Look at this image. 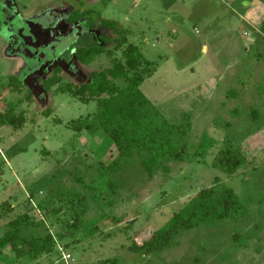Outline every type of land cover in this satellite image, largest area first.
Instances as JSON below:
<instances>
[{
    "label": "rangeland",
    "instance_id": "obj_1",
    "mask_svg": "<svg viewBox=\"0 0 264 264\" xmlns=\"http://www.w3.org/2000/svg\"><path fill=\"white\" fill-rule=\"evenodd\" d=\"M65 1L0 0V11L12 4L39 46L57 51L64 60L62 83L76 86L89 84L93 73L109 68L112 57L105 53L84 66L71 48L89 42V35L92 45H103L106 52L122 58L126 47L119 49L122 37L101 25L102 19L117 22L129 33V44L156 67L141 86L145 96L173 124L189 116L191 147L203 136L210 137L213 145L200 160L170 163L168 176L159 172L149 178L137 163L128 166L119 175L121 189L114 208L99 217L96 203L85 193L90 208L85 228L60 240L58 234L67 232L69 214L52 216L40 211L39 204L67 189L82 190L76 177L91 182L101 163L108 164L116 151L108 150L102 131L77 134L71 128L72 121L95 114L97 104L57 93L58 86L46 91L43 81L53 77V71L33 85L25 82L20 98L12 93L9 77L24 79L27 61L11 50L5 35L12 31L2 27L0 113L10 102L23 99L17 110L25 112L26 122L20 130L0 127V213L5 204L13 207L1 216L0 230L34 210L32 215L43 225L33 233H50L56 249L34 258L16 257L7 247L0 264H98L112 258L123 264H264V0H89L95 18L87 34L85 23L78 32L67 22L65 11L70 9L64 7ZM53 13L64 15L60 23L55 24ZM225 140L240 145L246 157L234 176L213 167ZM216 177L244 203V217L183 231L163 251L144 254L130 249L149 240ZM74 241L79 242L65 248ZM66 255L71 259L66 261Z\"/></svg>",
    "mask_w": 264,
    "mask_h": 264
},
{
    "label": "trees",
    "instance_id": "obj_2",
    "mask_svg": "<svg viewBox=\"0 0 264 264\" xmlns=\"http://www.w3.org/2000/svg\"><path fill=\"white\" fill-rule=\"evenodd\" d=\"M103 26L115 30L122 37L119 45V49H122L127 42L126 30H118L117 22L113 21H104ZM261 29L264 32V21ZM122 50V58H117L112 52H106L101 45L76 50L77 59L83 65H90L105 53L112 57V65L93 73L89 84L76 86L62 83L59 72L44 82L47 91L58 86L57 93L70 94L83 103L95 102V114L72 121L70 126L77 134L94 135L102 131L105 141L109 144L108 150L114 148L116 151L115 157L108 164L101 163L97 176L93 177L91 182H85L83 176L76 177L82 190L67 189L49 201L39 204L40 211H47L52 216H58L62 211L69 214L65 227L67 232L58 234L60 240L67 234L74 236L85 228V219L90 211L85 193L90 194V198L96 203L98 211L101 212L99 217L105 216L107 210L114 208L121 189L118 178L128 166L137 163L149 178L159 172L168 176L171 173L170 163L200 160L213 145L210 137L203 136L197 146L191 147L187 141L192 133L189 116L186 115L181 124L171 123L141 90L145 80L156 72L155 65L145 58L134 44H127ZM8 86L12 93L20 98L23 91L21 81L10 77ZM30 99L31 97L27 96V101ZM22 103L23 99H16L8 104L5 112L0 113V127L9 125L14 130L23 128L26 115L24 111L18 113L17 110ZM252 115L254 120L258 119V112L255 111ZM245 162L246 157L241 146L225 140L213 167L234 176ZM5 205L0 218L4 212L13 208ZM32 212L22 213L0 230V255L7 247L14 250L16 257L27 254L38 258L55 251L56 243L50 233L44 236L33 233L32 230L41 227L43 222L38 220L36 215H32ZM243 214H246L244 203L220 177H216L212 186L200 190L164 227L154 232L149 240L141 245L134 244L130 249L135 253L144 254L163 251L170 247L183 231L211 221L235 218L239 220L244 217ZM30 230L32 233L26 234ZM236 235L234 238L238 239V234ZM78 242L66 244L65 248ZM98 264L123 263L118 258H112Z\"/></svg>",
    "mask_w": 264,
    "mask_h": 264
},
{
    "label": "flooded vegetation",
    "instance_id": "obj_3",
    "mask_svg": "<svg viewBox=\"0 0 264 264\" xmlns=\"http://www.w3.org/2000/svg\"><path fill=\"white\" fill-rule=\"evenodd\" d=\"M68 2L69 0L64 2V5H65L64 7L66 8L69 7L68 9H70L69 10L70 12L65 11L67 15V22L73 25L74 28H76L78 32L81 30L80 27H82V25L85 23L84 26L86 27V30H83V31H85V33L87 34V32L91 30L90 28L94 22L93 19L95 18L94 10L88 7V4H90L91 2L89 0H74L72 5L71 3H68ZM76 2H78V6ZM53 14L55 15V17H57L55 24L60 23L64 15L62 13H53ZM104 21H107V20L102 19L101 21L102 28H107L103 26ZM0 22H1L0 29L2 27H5L12 31V35H8V36L5 35V41L7 42V44H9L11 50L15 54H19L20 56H22L27 61V64H26L27 73L25 74V78L21 79V78L15 77L21 81L22 85H24L25 82L26 83L28 82V84L29 82H31L33 85V83L36 82V80L44 79L45 76L51 73L52 71L55 74L56 72L60 73L61 71L60 67L62 66V63H64L63 62L64 60L60 58V54L57 51H51V52L50 50L45 51L43 47L41 48L39 46V42L34 37L31 31V27L27 25L26 21L20 19V12L12 4L6 5L4 10L0 11ZM118 30H122V29L118 28ZM112 31L115 32V30H112ZM88 37L89 39L92 40V37H90L89 35ZM126 37L129 38L128 32H127ZM82 38H85L88 41L87 37H82ZM91 40L81 45V47L86 48V47L92 46ZM104 40L105 38L103 39V41ZM106 43H109L108 40H106ZM127 44H129L128 41L126 42V45ZM96 45H99V44H96ZM72 49L77 50L78 47L71 48L70 52L72 51ZM75 56H76V52H75ZM70 59L71 57L69 53V58H67V62L70 61ZM59 73L58 75H60ZM53 77L44 79L43 86H44V82L50 80Z\"/></svg>",
    "mask_w": 264,
    "mask_h": 264
},
{
    "label": "built area",
    "instance_id": "obj_4",
    "mask_svg": "<svg viewBox=\"0 0 264 264\" xmlns=\"http://www.w3.org/2000/svg\"><path fill=\"white\" fill-rule=\"evenodd\" d=\"M64 259H65L66 261H68L69 259H71V256H70V255H66V256L64 257Z\"/></svg>",
    "mask_w": 264,
    "mask_h": 264
},
{
    "label": "water",
    "instance_id": "obj_5",
    "mask_svg": "<svg viewBox=\"0 0 264 264\" xmlns=\"http://www.w3.org/2000/svg\"><path fill=\"white\" fill-rule=\"evenodd\" d=\"M20 53H22V52H20ZM42 169H43V168H41V169L37 170V171H36V173H39V172H40Z\"/></svg>",
    "mask_w": 264,
    "mask_h": 264
}]
</instances>
